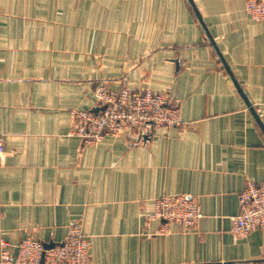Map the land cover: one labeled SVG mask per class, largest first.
<instances>
[{"label": "crops", "instance_id": "0c3cea01", "mask_svg": "<svg viewBox=\"0 0 264 264\" xmlns=\"http://www.w3.org/2000/svg\"><path fill=\"white\" fill-rule=\"evenodd\" d=\"M264 126V20L246 0H193ZM168 91L182 124L96 145L70 136L98 84ZM148 135L144 139L141 135ZM1 243L63 240L78 222L87 264H264V232H232L238 195L264 183V132L188 0H0ZM199 201L195 227L151 219L154 200Z\"/></svg>", "mask_w": 264, "mask_h": 264}, {"label": "built area", "instance_id": "2783aa9c", "mask_svg": "<svg viewBox=\"0 0 264 264\" xmlns=\"http://www.w3.org/2000/svg\"><path fill=\"white\" fill-rule=\"evenodd\" d=\"M245 12L254 21L264 20V0H246ZM94 110H72L69 135L84 144L96 145L105 136L117 137L130 130L149 126L174 128L182 124L179 101L170 92L150 88L115 90L108 82L98 84L95 90ZM264 105V104H263ZM5 148L0 136V159ZM239 211L231 217L232 232L245 237L253 231L264 232V183L248 180L238 195ZM151 219L164 220L158 233H168L170 224L185 229L195 227L202 217L199 201L183 193L166 194L154 200ZM1 243L0 264H87L90 242L78 222H72L63 240L46 249L31 236L16 245V256L11 258Z\"/></svg>", "mask_w": 264, "mask_h": 264}, {"label": "water", "instance_id": "95a60500", "mask_svg": "<svg viewBox=\"0 0 264 264\" xmlns=\"http://www.w3.org/2000/svg\"><path fill=\"white\" fill-rule=\"evenodd\" d=\"M188 2L190 3V5H191V7H192V9H193V11H194V13H195V15H196V17H197L199 23L201 24V26H202V28H203V30H204V32H205V34H206V36H207V38H208L210 44L212 45V47H213L214 50L216 51V53H217L218 57L220 58V60H221V62H222V64H223V66L225 67V69L227 70V72H228L229 76L231 77L233 83L235 84V86H236V88H237L239 94L243 97V99H244V101H245L247 107H248L249 110L254 114V116H255V118H256L258 124L260 125V127L262 128V130H263V132H264V126H263L262 122L259 120V118H258V116H257V114H256V112H255V109L251 106V103L248 101V99H247L246 96L244 95V93H243L241 87L239 86L237 80L234 78V76H233L231 70L229 69L227 63L225 62V60H224L222 54L220 53V51H219L217 45L215 44L213 38H212L211 35L209 34V32H208V30H207V28H206V26H205V24H204V22H203V19L201 18V15L199 14V12H198V10H197V8H196V6H195L193 0H188ZM97 110H98V108H94V111H97ZM148 125H149V126H153L151 122L148 123ZM141 133H142V131H141ZM142 134H143V133H142ZM140 136L143 137L144 139H148V135H145V134L141 135V134H140ZM53 245H54V244H52V243H50V244H44V247H45L46 249H49V248L53 247Z\"/></svg>", "mask_w": 264, "mask_h": 264}]
</instances>
